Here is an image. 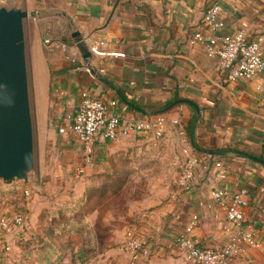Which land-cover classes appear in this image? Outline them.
Masks as SVG:
<instances>
[{"label":"crops","instance_id":"0c3cea01","mask_svg":"<svg viewBox=\"0 0 264 264\" xmlns=\"http://www.w3.org/2000/svg\"><path fill=\"white\" fill-rule=\"evenodd\" d=\"M213 2L43 0L46 18L54 22L46 27L50 31L46 36L53 39L48 46L66 52L56 59L61 70L53 82L48 75L44 121L49 120L51 126L57 123L58 129L65 125L66 115L77 109L86 91L117 99L124 117L164 114L170 121L178 118L179 125H170L164 138L173 139L180 147L178 129L185 128L202 164L210 167L198 166L195 186L189 191L178 186L170 200L153 211H129L116 203L92 208L86 216L93 229L87 249L82 247L81 236L77 240L80 257L90 253L96 260L92 264H193L178 249L179 234L204 248L223 246L225 210L211 197L212 189L219 186L248 191L246 218L255 227L259 242L231 264H264V163L254 158L264 160V72L251 79L229 81L218 67L219 57L193 39L198 31L208 32L203 16ZM221 18L225 24L221 36H234L241 30L250 39L262 36L264 53V0H222ZM93 41L97 42L95 48L90 46ZM87 52L92 55L85 57ZM64 135L71 139L62 147L73 157L81 155V142L73 134ZM154 139L145 134L116 141L98 138L95 153L100 158L92 172L102 173V167L108 166L103 156L113 157V153ZM214 161L225 164L224 179H217V170L211 165ZM32 187H36L35 178ZM195 217L197 225L190 231L187 228ZM42 218L48 227L50 219ZM129 227L147 238L151 255L135 256L128 251ZM71 239L57 244L44 264L55 260L68 264V254L59 255L58 249H72Z\"/></svg>","mask_w":264,"mask_h":264},{"label":"rangeland","instance_id":"374dc122","mask_svg":"<svg viewBox=\"0 0 264 264\" xmlns=\"http://www.w3.org/2000/svg\"><path fill=\"white\" fill-rule=\"evenodd\" d=\"M2 1L7 0H0ZM8 1H15L17 5L36 15L41 12L40 16H30L26 20L27 59L35 130L36 168L33 177L36 187L26 186L22 181L0 184V215L20 209L28 218L23 228L0 227V246L2 243L10 246L9 250L2 251L5 257L0 259V264H20L26 253L25 246L31 245L33 239L42 235L47 228V221L42 218L47 208L59 204L84 203L77 220L85 221L88 220L86 216L91 213L92 208L102 207L105 203L125 205L129 211H153L168 202L178 187L177 180L183 158L177 142L165 138L118 151L112 154L113 157L109 156L110 158L103 156L109 164L102 167V173L92 172L94 162L97 163L100 155L94 153L92 163L88 165L83 153L71 156L62 147L64 141L71 138L58 131L57 123L54 122L51 126L50 121H44L42 116V107L47 98L45 91L49 84L48 75H51L53 82V78L61 70L56 59L66 56L63 48L50 49L44 43L46 33L50 32L46 27L49 24L54 26V22L46 18L48 11L44 8L43 0ZM49 106L53 115L51 94ZM123 178L122 187L115 191ZM27 188L32 189L31 193L24 195ZM129 221L128 225L131 223ZM70 239L74 244L72 249H58L59 255L68 254L66 263H96L90 253L80 257L79 241L77 242L79 237L70 236L68 240ZM97 261L101 262L102 259ZM50 264H57V261Z\"/></svg>","mask_w":264,"mask_h":264},{"label":"built area","instance_id":"2783aa9c","mask_svg":"<svg viewBox=\"0 0 264 264\" xmlns=\"http://www.w3.org/2000/svg\"><path fill=\"white\" fill-rule=\"evenodd\" d=\"M221 1L214 0L204 12L203 22L208 32L198 31L193 39L208 46L210 55L219 57V69L229 81L239 78L251 79L258 73L264 72L263 38H248L244 30L234 36H221L224 21L221 18ZM52 37L46 36L44 43L51 44ZM96 41L90 42L95 48ZM78 107L66 115V124L58 131L61 134H73L83 145L85 163H92L95 153V142L98 138L116 141L133 134H145L155 139L164 138L169 126H177L178 118L169 120L164 114L142 117H124L118 111L117 99L96 97L89 92H83ZM182 164L178 176V186L191 190L195 185L198 166L203 165L202 159L196 154L192 141L185 128L178 129ZM212 168L217 170V179H224L227 175L225 164L214 161ZM203 168L208 170L209 164ZM32 189H25L24 195H29ZM212 200L222 204L226 224V242L221 247L204 248L187 237L186 234L176 236V243L181 254L193 264H231L232 261L244 254L248 248L257 247L256 229L246 218V209L249 206V193L246 189L230 191L224 187H216L211 191ZM27 215L20 209L0 215V227L3 229L23 228L27 223ZM195 217L188 230L197 225ZM126 247L132 255H151L152 247L136 229L129 227L126 232ZM2 249L9 250L10 246L3 244Z\"/></svg>","mask_w":264,"mask_h":264},{"label":"water","instance_id":"95a60500","mask_svg":"<svg viewBox=\"0 0 264 264\" xmlns=\"http://www.w3.org/2000/svg\"><path fill=\"white\" fill-rule=\"evenodd\" d=\"M7 1L0 2V184L32 187L36 154L26 20L37 15Z\"/></svg>","mask_w":264,"mask_h":264},{"label":"trees","instance_id":"16d2710c","mask_svg":"<svg viewBox=\"0 0 264 264\" xmlns=\"http://www.w3.org/2000/svg\"><path fill=\"white\" fill-rule=\"evenodd\" d=\"M188 134L191 136V133L188 132ZM124 179L115 191L122 187ZM84 205V203L59 204L47 208L44 216L50 219L51 224L46 228L45 235H39L33 239L31 245L25 246L26 253L20 264H44L45 261L50 260L56 245H61L70 236H81L83 238L82 247L87 249V241L93 236V229L88 220H77ZM4 250L0 251V259L5 257L2 253Z\"/></svg>","mask_w":264,"mask_h":264}]
</instances>
